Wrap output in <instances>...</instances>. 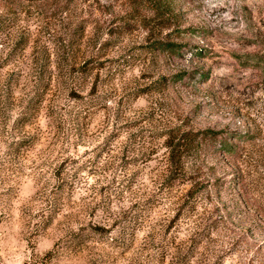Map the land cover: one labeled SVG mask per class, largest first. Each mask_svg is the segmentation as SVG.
Returning a JSON list of instances; mask_svg holds the SVG:
<instances>
[{
	"label": "clouds",
	"instance_id": "9594fccd",
	"mask_svg": "<svg viewBox=\"0 0 264 264\" xmlns=\"http://www.w3.org/2000/svg\"><path fill=\"white\" fill-rule=\"evenodd\" d=\"M0 264H264V0H0Z\"/></svg>",
	"mask_w": 264,
	"mask_h": 264
}]
</instances>
